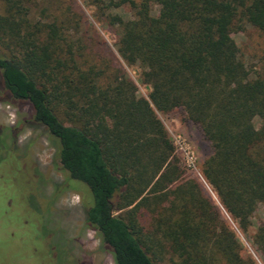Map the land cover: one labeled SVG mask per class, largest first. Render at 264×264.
<instances>
[{
  "label": "trees",
  "instance_id": "16d2710c",
  "mask_svg": "<svg viewBox=\"0 0 264 264\" xmlns=\"http://www.w3.org/2000/svg\"><path fill=\"white\" fill-rule=\"evenodd\" d=\"M1 1L0 101L30 107L26 122L48 134L64 188L81 195L114 264H243L156 113L182 112L210 144L201 174L246 233L264 208V71L250 75L231 34L246 23L264 39V0H83L140 69L147 99L122 70L87 62L70 20L33 19L34 0ZM253 242L264 255V224Z\"/></svg>",
  "mask_w": 264,
  "mask_h": 264
},
{
  "label": "rangeland",
  "instance_id": "374dc122",
  "mask_svg": "<svg viewBox=\"0 0 264 264\" xmlns=\"http://www.w3.org/2000/svg\"><path fill=\"white\" fill-rule=\"evenodd\" d=\"M34 1L33 19L70 20L66 26L69 37L77 45H86L87 62L99 68L107 65L108 75L122 70L136 85L137 95L148 98L150 89L139 81L140 69L124 64L114 47L116 36L92 18V7L83 0ZM123 11L129 15L126 8ZM231 37L250 75L262 73L264 39L258 30L244 23ZM0 55H4L1 45ZM156 115L175 145L185 178L198 180L217 207L219 222L234 234L243 264H264V255L253 242L257 227L264 224L263 206L256 208L243 233L201 174L202 161L211 152L210 144L182 112ZM29 120L31 110L26 103L0 101V264H114L99 235L85 223L81 195L64 188L66 174L60 169L48 134L43 127L26 122ZM254 123L258 127L259 119ZM159 264L174 263L166 257ZM218 264L227 263L222 260Z\"/></svg>",
  "mask_w": 264,
  "mask_h": 264
}]
</instances>
